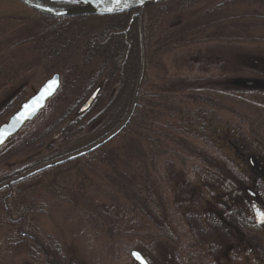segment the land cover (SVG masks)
I'll return each instance as SVG.
<instances>
[{
    "label": "rangeland",
    "instance_id": "obj_1",
    "mask_svg": "<svg viewBox=\"0 0 264 264\" xmlns=\"http://www.w3.org/2000/svg\"><path fill=\"white\" fill-rule=\"evenodd\" d=\"M212 6L206 3L174 14L163 20L168 24L160 30L175 31L177 25L186 23L196 27L207 25L211 19L204 12ZM252 9L242 6L234 13L249 14ZM29 11L32 12L17 0H0V18L28 16ZM258 15L264 18V9H260ZM255 23L258 25L238 36L264 39V19ZM213 31L207 29L198 37H209L212 33L226 36L223 31ZM151 48L153 44L150 50L155 56ZM157 62L158 59H153L156 65L148 71V91L171 89L173 94L182 95L190 89H208V94L225 97L229 94L242 102L264 107V44L261 42H204L167 53ZM54 73L62 75L65 71L60 67L47 71L38 67L32 73H25L20 84L1 91L0 125ZM223 96L212 98L226 105ZM250 104L227 103L233 107L230 111L217 110L213 117L207 112L205 116L199 115L197 122L190 120L185 124L182 119L173 118L172 130L166 131L171 136L163 138L164 147L155 151L154 161L149 152L142 154L141 160H129L133 164L126 166V173L137 191L131 200L114 193L102 181L104 172L101 170L97 169V174L89 178L79 175V164L32 180L26 186L32 191L40 211L33 215L34 221L60 246L66 260L64 264H136L130 257L132 250L138 251L149 264H264V223L252 213V210L264 212V191L254 196L248 194L245 186H250L249 179H244L237 171L238 164L245 158H238L227 146L225 133L228 128L247 129V125L241 123V114L251 113ZM52 105L26 125L15 142L52 117ZM190 110L194 109L190 107ZM75 141L78 137L63 143L58 137L49 136L41 147L34 146L2 163L0 176L21 168L23 161L45 150L47 145L66 149L68 147L64 146ZM253 156L263 163L261 157ZM261 165L260 174H264V165ZM261 180L264 183V176ZM232 211L258 226L253 235L260 239V246L247 238L244 244L240 233L238 238H232L231 232L236 230L231 228L230 242L220 232L225 224H218V231L210 226L216 216L223 212V219H227ZM193 217L199 218L204 238L194 231L189 221ZM5 233L6 229L0 226V245ZM0 264L35 263L22 254L5 258L0 253Z\"/></svg>",
    "mask_w": 264,
    "mask_h": 264
},
{
    "label": "trees",
    "instance_id": "obj_2",
    "mask_svg": "<svg viewBox=\"0 0 264 264\" xmlns=\"http://www.w3.org/2000/svg\"><path fill=\"white\" fill-rule=\"evenodd\" d=\"M206 3L213 4L204 12L211 19L209 24L196 27L186 23L177 25L175 31L170 28L166 31L160 30L168 24L163 22L164 19ZM242 6L253 8L252 12L235 14V10ZM260 9H264V0H167L143 9L140 16L136 10L117 15L68 18L46 17L33 11H29L31 15L28 16H2L0 94L9 86L20 84L25 73H32L38 67H43L45 71L60 67L65 73L58 74L59 89L45 107L53 104L52 117L42 126L20 137L17 142L15 141L19 133L7 141L0 148V165L34 146L41 147L49 136L58 137L63 143L78 137L74 144L64 146L70 147L69 149H53L52 145H47L45 150L38 151L23 161L21 168L0 176L1 187L27 175L12 182L9 187L0 188V226L6 229L0 245L2 256L10 258L22 254L35 264H64L66 261L60 246L42 232L34 221L33 215L40 211L32 191L26 186L32 180L79 164V175L89 178L90 175L97 174V169L101 170L104 172L102 181L114 193L131 200L137 195V191L129 179V173H126V166L133 164L129 160H141L142 154L149 152L151 160L154 161L155 151L164 147L163 138L171 136L166 131L171 129L170 121L173 118L178 117L186 124L190 120L199 121V115L205 116L207 112L213 117L217 110L230 111L233 107L227 103L241 102L248 106L249 102H242L239 97L234 99L229 94L227 97L221 95L226 98V105H222L212 98L221 96L208 94V89H190L182 95H176L171 89L148 91L146 87L148 71L156 65L153 64V59L161 62L165 54L175 50L204 42L264 44L262 38L238 36L239 33L249 32L255 24L258 25L255 23L258 19H264L258 15ZM207 29L214 30L213 32L223 31L226 36L223 38L212 33L209 37H198L200 32ZM140 36L144 48L143 76L135 109L125 128L103 146L84 156L28 175L91 147L122 124L130 110L139 76ZM152 44L151 49L155 56L151 54ZM16 53H19L18 56L13 57ZM96 88L100 91L94 103L85 113L78 114L80 105ZM216 102H219L217 106ZM197 105L201 106L195 108ZM250 106L251 113L241 114V123L246 124L247 129L239 126L235 129L228 128L225 133L227 146L232 148L238 158H245L238 164L237 171L244 179H249L250 186L245 188L248 194L253 195L264 191L261 180L264 174H260L263 167L261 164L264 165V107L253 103ZM190 107L194 109L192 112ZM115 143L118 145L113 146ZM45 152L47 154L43 156ZM253 155L261 157L263 163L254 160ZM60 196L63 197L62 193ZM223 212L215 217V221L210 222L212 228L217 230L219 225L225 224L220 232L230 242L232 239L229 228L236 230L231 232L232 238L240 235L244 244L247 243V238L253 244L261 245L260 239L253 235L257 225L235 211L227 219H223ZM252 213L254 218L260 220L259 211L252 210ZM189 221L194 231L204 238L205 233L199 218H189ZM261 249L263 250L262 247Z\"/></svg>",
    "mask_w": 264,
    "mask_h": 264
},
{
    "label": "water",
    "instance_id": "obj_3",
    "mask_svg": "<svg viewBox=\"0 0 264 264\" xmlns=\"http://www.w3.org/2000/svg\"><path fill=\"white\" fill-rule=\"evenodd\" d=\"M21 4L26 6L28 9L34 11L35 13L46 16V17H53V18H68V17H80V16H105V15H117L124 12L129 11H138L137 15L140 16V13L143 9L150 7L152 5H156L163 1L167 0H120L118 4L116 0H18ZM55 2H61L60 4H55ZM143 69H144V48L140 36V70L139 76L137 80V84L135 87L134 95L130 110L128 112L127 117L122 122V124L110 135H108L103 140L97 142L96 144L92 145L91 147L82 150L74 155L68 156L62 160L54 162L52 164L46 165L28 175H31L39 170L56 166L62 164L64 162L79 158L84 156L87 153L94 151L95 149L103 146L105 143L113 139L121 130L125 128L127 123L129 122L133 111L136 106V99L138 95V90L140 87L141 79L143 76ZM55 80L57 83L52 85V94L47 95L46 98L42 99V93H44V89L47 88L51 82ZM60 86V76L58 74L51 75L47 80H45L38 89L21 105L18 109L8 117V119L0 125V148L12 137L17 135L19 131L27 124L32 122L39 113L45 108L47 102L56 94ZM100 89L96 88L89 97L81 104L78 109V114L85 113L91 105L96 100ZM33 101H38V104H33ZM30 106V107H26ZM27 176V175H25ZM23 176V177H25ZM20 177V178H23ZM18 179L10 181L9 183L1 186L9 187L12 182H15ZM139 254V257L142 258L143 264H149L146 259L136 250L130 251V257L136 264H141V260L137 258L136 255Z\"/></svg>",
    "mask_w": 264,
    "mask_h": 264
},
{
    "label": "snow or ice",
    "instance_id": "obj_4",
    "mask_svg": "<svg viewBox=\"0 0 264 264\" xmlns=\"http://www.w3.org/2000/svg\"><path fill=\"white\" fill-rule=\"evenodd\" d=\"M116 2L119 4L120 0H116ZM56 83L57 81L53 80L51 84L47 88L44 89V93H42V99L46 98L47 95L52 94V91H51L52 85H55ZM38 103H39L38 101H33V104H38ZM26 107H30V106L26 105ZM258 215H259L261 222L264 223V212H259ZM134 255H136L137 258L141 260V264H143V260L141 257H139V254H134Z\"/></svg>",
    "mask_w": 264,
    "mask_h": 264
}]
</instances>
